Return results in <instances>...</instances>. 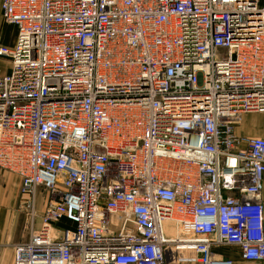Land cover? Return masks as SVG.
Returning a JSON list of instances; mask_svg holds the SVG:
<instances>
[{
	"label": "built area",
	"instance_id": "built-area-1",
	"mask_svg": "<svg viewBox=\"0 0 264 264\" xmlns=\"http://www.w3.org/2000/svg\"><path fill=\"white\" fill-rule=\"evenodd\" d=\"M0 10L16 28L0 43V170L18 176L31 229L14 264H232L213 250L230 245L264 261V138L236 132L264 113L261 0Z\"/></svg>",
	"mask_w": 264,
	"mask_h": 264
},
{
	"label": "crops",
	"instance_id": "crops-1",
	"mask_svg": "<svg viewBox=\"0 0 264 264\" xmlns=\"http://www.w3.org/2000/svg\"><path fill=\"white\" fill-rule=\"evenodd\" d=\"M6 25L10 24L2 21L0 10V43L11 45L15 40L16 28L12 25V32L8 36H5L4 31L1 33V30ZM4 36L7 38L3 42L2 38ZM0 58L2 59L0 60V65H2L0 75H2L9 71L10 61L7 58ZM243 118L242 126L239 125V127H236V132L239 135L264 138V115L247 113ZM19 186L20 180L17 175L9 171L0 170V264H14L13 245L26 240L31 232V229L27 225L26 206L22 203L23 200L27 199V196L20 193ZM261 197L264 204V181ZM35 199L38 200L37 206L42 211L41 205H38L42 197L36 193ZM34 226L35 228L40 226V217H35ZM55 226L56 228L71 227L72 223L61 219ZM213 250L219 256L230 259L232 264H264V261H247L242 259L237 246L215 247ZM185 264L199 263L189 261Z\"/></svg>",
	"mask_w": 264,
	"mask_h": 264
},
{
	"label": "rangeland",
	"instance_id": "rangeland-1",
	"mask_svg": "<svg viewBox=\"0 0 264 264\" xmlns=\"http://www.w3.org/2000/svg\"><path fill=\"white\" fill-rule=\"evenodd\" d=\"M263 3H264V0H261ZM12 29H13V26L12 25H6V27L5 28H2V30H1V33H3V31H4V35L5 36H8V34H10L11 32H12ZM4 36V38H2V40H3V42L6 40V38L7 37H5ZM3 58V57H2ZM0 60H2L1 58H0ZM2 67V65H0V68ZM254 113V112H253ZM257 114H261V115H264V113H261V112H259V113H257ZM243 121H244V118L242 119V123H243ZM249 121V120H248ZM242 123H239V124H237V126L239 127V125L240 126H242ZM36 193H37V195H40L41 197H42V199H41V201H40V203L38 204V205H41V208H42V211L44 210V207H45V202H46V199H47V193L42 189V188H38L37 189V191H36ZM36 196V195H35ZM37 198V197H36ZM34 206H35V209H36V217H39V215L41 214V210L38 208V206H37V203H38V200L37 199H34ZM39 212H38V211ZM55 226V225H54ZM56 227V226H55ZM172 256H174V254L173 255H171V257Z\"/></svg>",
	"mask_w": 264,
	"mask_h": 264
},
{
	"label": "bare ground",
	"instance_id": "bare-ground-1",
	"mask_svg": "<svg viewBox=\"0 0 264 264\" xmlns=\"http://www.w3.org/2000/svg\"><path fill=\"white\" fill-rule=\"evenodd\" d=\"M164 227H165V230L168 232V234H171V235L175 234V228H174V225L172 223L165 222Z\"/></svg>",
	"mask_w": 264,
	"mask_h": 264
},
{
	"label": "trees",
	"instance_id": "trees-1",
	"mask_svg": "<svg viewBox=\"0 0 264 264\" xmlns=\"http://www.w3.org/2000/svg\"><path fill=\"white\" fill-rule=\"evenodd\" d=\"M72 226H73V225H72ZM72 226H71V227H72Z\"/></svg>",
	"mask_w": 264,
	"mask_h": 264
}]
</instances>
